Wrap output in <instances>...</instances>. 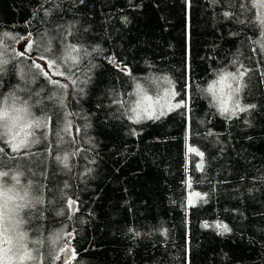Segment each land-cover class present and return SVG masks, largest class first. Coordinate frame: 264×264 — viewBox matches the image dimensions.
<instances>
[{"label": "trees", "instance_id": "1", "mask_svg": "<svg viewBox=\"0 0 264 264\" xmlns=\"http://www.w3.org/2000/svg\"><path fill=\"white\" fill-rule=\"evenodd\" d=\"M260 1L0 0V99L16 94L46 118L30 151L0 140V167L22 165L62 193L65 215L43 219L67 230L65 264H264ZM29 36L64 75L29 67L37 51L16 56ZM70 47L74 61L63 59ZM245 69L240 103L255 107L222 116L206 89ZM135 89L170 90L186 106L134 116Z\"/></svg>", "mask_w": 264, "mask_h": 264}, {"label": "clouds", "instance_id": "2", "mask_svg": "<svg viewBox=\"0 0 264 264\" xmlns=\"http://www.w3.org/2000/svg\"><path fill=\"white\" fill-rule=\"evenodd\" d=\"M23 111L15 127L5 116L3 99H0V140L8 139V129L20 131L21 138L27 135L30 151L42 143L41 129L46 123L35 113L32 106L18 105ZM15 115L16 113H12ZM67 141L61 140L57 155L53 158L57 166L64 165V151ZM66 167V165H65ZM63 195L59 190L49 193L35 178L34 172L22 165L0 167V264H62V254L66 241L63 224L46 223L43 217L62 218L66 209ZM43 214V216H42Z\"/></svg>", "mask_w": 264, "mask_h": 264}, {"label": "snow or ice", "instance_id": "3", "mask_svg": "<svg viewBox=\"0 0 264 264\" xmlns=\"http://www.w3.org/2000/svg\"><path fill=\"white\" fill-rule=\"evenodd\" d=\"M81 3H83V0H81ZM261 7H264V5H261ZM261 23H264V20L261 21ZM28 40L27 48L23 53H16V56L19 57L21 55L28 56V54L32 51H37L40 53L38 57H29L32 60V64L29 66L31 68H34L37 70L39 74H43L45 76L51 77L55 75H64L63 72L59 71V68L62 67L61 64V57L53 50H45L41 51L38 45L34 46V43L32 42V38L26 37ZM80 50L76 47H70L67 49V55L64 56L63 59L65 60H75L74 53L79 52ZM40 60H44L47 68L42 67ZM110 63L116 64L118 61L116 59L110 58ZM7 61H0V71H2V65L6 64ZM48 69H51L52 71L49 72ZM247 72V69L244 71L239 72L238 75H233L230 73H222L219 76V80L214 82L213 84H210L208 88L206 89L207 93L211 94L213 98L217 101L219 105V112L222 116H228L229 118L232 115H236L238 112H244L248 111L250 108H254L255 105H249V106H242L239 99V93L242 90L241 81L243 80V77L245 76ZM233 81L236 83V87L233 88L232 83H227V81ZM52 84L54 86H58L60 88H63L65 85L57 80H52ZM77 87H79V83L77 82ZM225 89H227V92H225ZM175 93H172V98H175ZM145 99H148V97H144ZM167 102V98L166 101ZM3 104L5 109H7L4 113L5 116H8L11 120V124L13 127L17 125V122L21 119L19 113L23 111L21 107L18 105L23 104L25 108L29 106V102L27 99H21L16 94H11L7 98L3 99ZM185 104H181L180 102H177L175 105L169 104L168 110H171L174 108H182L185 107ZM134 112H136V109H133ZM12 113H16L13 115ZM165 115V109L163 107L160 108V110L157 112L155 109H151L149 114L147 115V118L150 120H158L161 117ZM135 122V121H134ZM32 124L31 122L24 126V128H21L20 131L13 132L11 128L8 129V139L3 140L4 143H7L8 146L11 148V151L13 153H19L21 149H24L26 146L30 147L27 140V135L30 133H25L24 138H21V133L24 132L25 128H31ZM5 149L2 145H0V153L4 152ZM189 151H192L189 149ZM69 204H72V201H69ZM205 227H208V225H205ZM216 227L220 229L219 234L223 235L231 229L227 225L217 224ZM71 235V234H69ZM65 251V248L64 250ZM75 253L71 254V258L74 259Z\"/></svg>", "mask_w": 264, "mask_h": 264}, {"label": "rangeland", "instance_id": "4", "mask_svg": "<svg viewBox=\"0 0 264 264\" xmlns=\"http://www.w3.org/2000/svg\"><path fill=\"white\" fill-rule=\"evenodd\" d=\"M259 4L264 5V0L260 1ZM262 11H263V17H264V7H262ZM229 81H227V83H229ZM232 84L234 85L233 81H232ZM225 92H227V89H225ZM134 93L136 96V105H135L136 108L135 109L137 111L134 112L133 115L138 116V117H141V116L146 117L149 114V112L151 111V109H155L158 112L161 107H163L165 109V114H166V113L170 112L171 110L175 109L173 107L171 110H168L169 104L175 105L177 103L172 98V91H170V90H165L160 95H158L156 97H151L150 95L143 93V92L139 91L138 89H135ZM145 96L148 97V99H145L144 98ZM166 98H167V102H165ZM145 117H142V118H145ZM131 119H132L131 121H133V122L134 121L139 122V121L143 120V119L136 120V119H133V117ZM193 200L194 199H192V197H190V199H188L187 205L188 206L194 205L196 200H194V201ZM58 258L60 259L61 257L59 256Z\"/></svg>", "mask_w": 264, "mask_h": 264}, {"label": "water", "instance_id": "5", "mask_svg": "<svg viewBox=\"0 0 264 264\" xmlns=\"http://www.w3.org/2000/svg\"><path fill=\"white\" fill-rule=\"evenodd\" d=\"M197 168L200 169L201 168V163L199 162L197 164ZM70 236L68 235V238ZM71 256V249H70V246H69V242H66V246H65V251H63L61 257H62V263H66L67 260L69 259V257Z\"/></svg>", "mask_w": 264, "mask_h": 264}]
</instances>
